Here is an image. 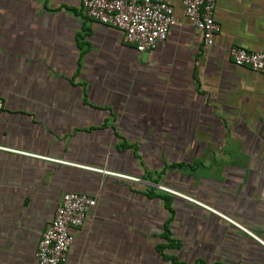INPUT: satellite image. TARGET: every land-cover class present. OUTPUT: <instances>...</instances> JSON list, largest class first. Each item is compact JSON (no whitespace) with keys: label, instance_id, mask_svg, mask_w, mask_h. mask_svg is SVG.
<instances>
[{"label":"crops","instance_id":"obj_1","mask_svg":"<svg viewBox=\"0 0 264 264\" xmlns=\"http://www.w3.org/2000/svg\"><path fill=\"white\" fill-rule=\"evenodd\" d=\"M168 3L176 25L137 53L81 0H0V264H37L71 193L96 201L71 264H264L263 245L200 206L264 242V74L229 55L264 53V0H217L209 47Z\"/></svg>","mask_w":264,"mask_h":264},{"label":"built area","instance_id":"obj_2","mask_svg":"<svg viewBox=\"0 0 264 264\" xmlns=\"http://www.w3.org/2000/svg\"><path fill=\"white\" fill-rule=\"evenodd\" d=\"M216 3L217 0H181L187 23L200 32L202 43L207 47L213 45L214 36L220 31L214 20ZM81 5L86 16L96 23L119 31L124 43L132 46L137 53L151 51L158 44L164 42L170 29L177 23L173 7L168 3V0H81ZM229 55L235 66L247 67L253 72L264 74V53L231 47ZM2 108L3 101L0 99V114ZM12 152L22 154L18 151ZM90 170L139 182L137 178L112 173L104 169L90 168ZM158 189L196 203V201L168 188L158 186ZM260 199L264 203V187L260 193ZM95 205V199L84 193H71L62 196L52 220L38 241L37 264H71L67 260V255L74 242L73 231L83 225L86 215ZM200 206L224 218L264 246L263 241L240 225L207 206L202 204Z\"/></svg>","mask_w":264,"mask_h":264}]
</instances>
